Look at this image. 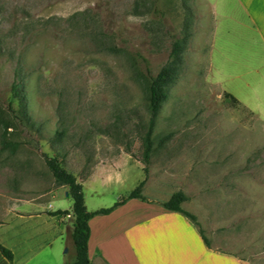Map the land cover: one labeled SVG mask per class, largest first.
Returning a JSON list of instances; mask_svg holds the SVG:
<instances>
[{
	"label": "rangeland",
	"instance_id": "rangeland-1",
	"mask_svg": "<svg viewBox=\"0 0 264 264\" xmlns=\"http://www.w3.org/2000/svg\"><path fill=\"white\" fill-rule=\"evenodd\" d=\"M212 28L206 0H0V140L7 123L20 141L15 151L0 142V242L12 264H50L46 249L60 264L76 256L73 215L50 214L73 201L43 153L76 175L88 210L113 205L145 178L150 202L132 198L95 215L94 230L106 224L112 234L106 260L127 264L122 239L137 248V229L181 225L169 214L137 224L180 189L198 223L186 218L212 246L264 264V120L225 96L247 91L214 81ZM176 37L183 61L165 86L145 173L148 85ZM22 104L27 125L15 117Z\"/></svg>",
	"mask_w": 264,
	"mask_h": 264
},
{
	"label": "crops",
	"instance_id": "crops-1",
	"mask_svg": "<svg viewBox=\"0 0 264 264\" xmlns=\"http://www.w3.org/2000/svg\"><path fill=\"white\" fill-rule=\"evenodd\" d=\"M206 2L213 14L209 71L214 70L213 52L216 48L217 76L214 81L225 88L231 81L233 89L247 91L233 95L264 120V117L259 116L257 108L264 105V93H260L264 92V0H206ZM155 213L154 216L148 215L141 221L138 220L137 224L157 218L160 214H169L170 219L176 215L175 222L180 221L181 225L177 223V226L171 229L162 223H156L146 229H137V248H134L128 236L123 238L125 248L121 249V254L127 264H254L249 259L207 244L198 233L199 230L194 228L195 225L181 212L166 209ZM94 220L95 216L89 221L90 258L99 264H119L113 260H106V241L112 234L109 235L106 224H102L97 231L94 230ZM59 235L61 236L52 235L40 247L46 248L50 241ZM46 250L50 255V264L61 263L54 250Z\"/></svg>",
	"mask_w": 264,
	"mask_h": 264
},
{
	"label": "trees",
	"instance_id": "trees-1",
	"mask_svg": "<svg viewBox=\"0 0 264 264\" xmlns=\"http://www.w3.org/2000/svg\"><path fill=\"white\" fill-rule=\"evenodd\" d=\"M183 39L176 37L171 41V47L169 51L168 59L161 65L159 70L151 76L149 85H148V108H149V117L147 127L143 136V163H144V172L148 171V164L150 160V153L153 149V140H152V130L155 124L156 117L161 108L162 102L167 98L168 91L166 85L171 83L176 76L178 68L181 66L183 57ZM19 81L13 83V93L14 95L21 100L23 103L24 99L21 94V88ZM225 96L231 98L234 102H239L237 97H235L230 92H225ZM15 117L18 119V122L22 125H27L28 118L27 111L25 106L22 104V109L19 113H15ZM11 124L4 125V132L1 137V144L3 147L15 151L19 145L20 141L17 139H11L9 137V128ZM166 138L164 136L161 141ZM44 161L54 176L55 180L67 186L68 195L72 198V209H56L50 211L51 215L57 214H72L73 215V226H72V238L76 248L75 259L71 262H66L65 264H99L94 262L89 256V238L91 234L90 219L97 214H108L112 212L115 208L124 204L132 198H137L142 201L150 202L149 199L142 192L145 178L142 179L137 186L130 191L126 196H122L116 201L113 205L109 207H101L96 210H88L85 204V197L83 191V185L78 181L76 175L71 172L63 163L61 158L57 155H49L43 153ZM188 199L187 194L183 190L174 191L169 198L162 200L159 204L168 210L178 211L188 217L192 222L198 223L197 216L183 208L182 203ZM204 241L209 244V239L205 236L203 230L198 228ZM14 260V252L11 248L5 246L0 242V264H12Z\"/></svg>",
	"mask_w": 264,
	"mask_h": 264
}]
</instances>
